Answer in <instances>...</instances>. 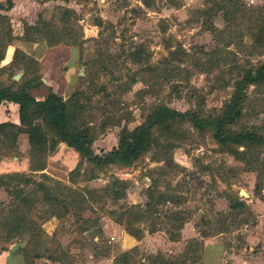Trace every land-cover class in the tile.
<instances>
[{
	"label": "rangeland",
	"instance_id": "374dc122",
	"mask_svg": "<svg viewBox=\"0 0 264 264\" xmlns=\"http://www.w3.org/2000/svg\"><path fill=\"white\" fill-rule=\"evenodd\" d=\"M1 13L8 44L26 41L24 23L45 21L49 27L34 34L41 44L28 49L38 56L49 34L57 44L74 40L79 74L67 96L82 90L73 116L90 128L96 153L157 104L221 115L234 80L264 64V0H12ZM8 44L0 45V85L16 86L36 75L35 62L23 52L7 64ZM24 61L28 69L13 79ZM244 91L231 127L263 142L219 143L210 129L178 117L154 125L136 159L100 167L59 141L33 169L42 156H32L12 105L0 106L15 134H0V175L27 179L21 199L15 181L0 185V264H264V78ZM89 169L96 175L86 179ZM114 179L124 183H115L117 197L109 192ZM233 200L243 207L230 208ZM218 233L223 244L214 252L216 242L205 237Z\"/></svg>",
	"mask_w": 264,
	"mask_h": 264
},
{
	"label": "trees",
	"instance_id": "16d2710c",
	"mask_svg": "<svg viewBox=\"0 0 264 264\" xmlns=\"http://www.w3.org/2000/svg\"><path fill=\"white\" fill-rule=\"evenodd\" d=\"M11 5L12 0L0 1V20L2 21L0 23H5L7 25L6 29H0V45L2 46H6L11 39V30L1 10H7ZM59 8L63 10L62 16L64 14L67 17L70 10L64 7ZM94 23L97 25L102 24L99 17L94 19ZM48 27L45 21L41 19L33 23H24L19 37L26 41H35V32H40ZM49 35L48 38H45V44H57L56 37L51 34ZM66 43L75 44L74 40ZM19 53L23 55L20 49L13 48L7 64L14 63ZM25 60L30 61L31 59L27 57ZM22 66L25 72L26 69H28L29 62L24 61ZM36 75H34V77H26L19 80V84L16 86H13V83H17L14 80H11L9 84L0 85V106L6 110V103L11 102L16 104L15 111L17 119L22 127L21 130L26 133L30 152L32 156L36 158L42 156L37 164L33 165V169H42L44 167V153L53 150L59 141L64 142L69 148L75 150L79 158H84L92 166L100 167L116 162L128 164L147 149L151 137V128L154 125H160L178 117L189 120L191 125L197 129H210L212 137L219 143L240 144L244 142H263L261 135L257 134L255 131L247 129L235 130L231 125L240 114V107L245 96L244 90L246 86L264 78V64L257 66L254 69L253 75L246 72L242 74L240 78L234 80L232 93L225 104L226 112L221 115H213L206 119L199 117L195 111H179L163 103L157 104L145 115L141 123L133 126L131 129H122L119 133L116 145L112 146L110 150L103 151L102 153H96L91 148L94 136L90 128L85 123L76 122V118L73 116V114L79 110V97L82 94V90L78 88L74 89L65 98L60 94L48 90L42 97L36 98L30 92V89L36 88L41 83L39 75ZM37 78L39 82L34 80ZM131 81H134L133 77ZM38 120L40 122H37ZM9 125L8 121L0 120V134L13 137L15 134L8 131ZM76 167L77 165H75L69 173L71 174L76 171ZM95 175L93 170L89 169L85 178L91 179L95 177ZM5 176L6 175H0V185H9L8 182L10 180H12V182L15 181L17 184L13 188L21 199L23 190L22 187L19 186V183H24L27 179L17 173L9 174L6 176V179H4ZM116 182L120 183L122 187L124 186L123 182L114 179L111 183V187L109 186L111 197L118 196L119 190L115 189ZM37 184L40 188L42 187L44 193H46L47 190L45 185L40 181L37 182ZM46 198L50 200L53 199L54 196L47 194ZM146 204L149 206L150 201H147ZM229 207L241 208L243 207V202L240 200H233L230 202ZM151 210H154V208H151ZM13 212H16L22 217L24 216V212L20 207L14 208ZM143 212L144 211H142V213ZM172 214L177 220L181 218L178 211H174ZM9 229L13 228L9 227ZM121 257L126 259V252L122 253Z\"/></svg>",
	"mask_w": 264,
	"mask_h": 264
},
{
	"label": "crops",
	"instance_id": "0c3cea01",
	"mask_svg": "<svg viewBox=\"0 0 264 264\" xmlns=\"http://www.w3.org/2000/svg\"><path fill=\"white\" fill-rule=\"evenodd\" d=\"M25 41V40H24ZM25 44V45H24ZM35 44H41L40 42H30L25 41L23 44L22 42L18 41L16 43H9L10 47V55L12 53L13 48H18L26 55L31 56L35 61V74L39 75V79L41 83L33 89H30V92L33 94L34 97L40 98L42 97L48 90H51L57 94H60L62 97L67 96V94L74 88L77 84L78 74L76 64L78 61V48L72 44H55V45H43V51L38 55L35 53H31L28 51L31 46H33L31 51L36 52ZM26 49H25V47ZM7 51V48H5ZM39 49H37L38 51ZM6 52L0 55V60L4 58ZM21 64V74H24V69ZM79 72V71H78ZM20 74V75H21ZM34 91V93L32 91ZM12 105V106H11ZM7 109L11 107L16 110V104L8 102L6 103ZM215 234L212 236H206V240H213L216 242V249L214 252L220 251L223 240L221 235ZM206 244V243H205ZM206 248V245H205Z\"/></svg>",
	"mask_w": 264,
	"mask_h": 264
},
{
	"label": "water",
	"instance_id": "95a60500",
	"mask_svg": "<svg viewBox=\"0 0 264 264\" xmlns=\"http://www.w3.org/2000/svg\"><path fill=\"white\" fill-rule=\"evenodd\" d=\"M81 72H82V71H81ZM20 74H21V71L16 72V73H14V74L12 75V78H13V79H17V78L19 77ZM243 193H244V192H243ZM85 234H86L87 236H89V237H92L91 229H87V230L85 231Z\"/></svg>",
	"mask_w": 264,
	"mask_h": 264
}]
</instances>
